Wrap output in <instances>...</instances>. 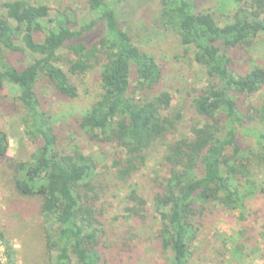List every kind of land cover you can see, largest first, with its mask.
Masks as SVG:
<instances>
[{
  "label": "trees",
  "instance_id": "obj_1",
  "mask_svg": "<svg viewBox=\"0 0 264 264\" xmlns=\"http://www.w3.org/2000/svg\"><path fill=\"white\" fill-rule=\"evenodd\" d=\"M238 1L243 5L220 25L211 14L198 12L191 0H159L157 22L176 35L205 79L190 94V108L199 120L179 134L181 114L171 113L159 65L134 46L118 23L119 17L137 15L153 1L86 0L79 16L64 8L53 17L46 4L31 0L0 3V93L16 92L25 136L40 142L28 161L13 163L6 158L8 140L0 130L3 173L11 177V189L37 200L38 214L52 218L57 227L46 234L45 253L35 262L122 264L137 250L131 228L111 247L101 243L103 212L92 183L97 165L91 156L58 148L53 124L35 93L44 80L58 96L74 99L70 77L93 68L99 93L79 128L120 154L116 181L128 184L145 166L147 151L159 148L164 172L154 179L159 183L149 209L129 187L123 212L146 232L152 230L153 249L163 264L191 263L198 228L216 208L236 214L241 222L255 216L264 236V217L251 206L255 197H264V103L241 112L236 101L263 88L264 69L238 74L230 57L231 51L264 35V0ZM6 53L22 56V68L9 65ZM240 138L251 146H242ZM237 252L234 247L232 258H238Z\"/></svg>",
  "mask_w": 264,
  "mask_h": 264
},
{
  "label": "rangeland",
  "instance_id": "obj_2",
  "mask_svg": "<svg viewBox=\"0 0 264 264\" xmlns=\"http://www.w3.org/2000/svg\"><path fill=\"white\" fill-rule=\"evenodd\" d=\"M9 0H0V3ZM29 1V0H27ZM46 4L50 17L55 12L69 8L71 13L79 16L86 11V0H31ZM109 1V0H105ZM143 9L129 18H118L120 28L128 34L134 46L143 54L151 56L162 71L161 86L171 97V113L180 112L181 123L175 133H184L189 125L199 119L190 108L191 91L200 88L205 81L200 68L192 63L189 53L170 31H165L160 23L159 0H150ZM198 12L212 15L214 20L223 25L229 23L234 12L243 5L238 0H191ZM96 28L92 30L95 33ZM96 39V37H95ZM232 67L238 74L253 68L264 69V35H259L248 46L230 52ZM6 62L22 68L24 58L17 54H5ZM71 83L76 88V97L66 99L58 96L43 80L36 85L35 93L41 109L50 117L57 145L65 153L79 152L91 156L97 170L93 180L98 195L97 207L102 209L104 235L100 241L111 247L117 237L127 228L135 234L134 243L137 250L130 256L122 258V264H163L157 250L153 249L152 230L146 232L137 220H131L124 212L127 205L126 195L129 187L138 191L147 208L149 198L154 194L155 177H162L164 170L159 167V148L147 151L146 164L128 184H121L114 178L115 166L120 154L112 146L90 139L79 128L84 113L97 98L99 77L95 68L82 76H71ZM237 105L242 112L249 107L264 103V86L252 97L239 96ZM22 109L17 101L16 92L3 90L0 93V130L8 140L6 158L13 163L26 162L40 146V142H31L20 123ZM242 146H251L250 141L240 138ZM229 154V153H228ZM5 161L0 160V264H43L35 262L37 256L45 253V237L57 227L52 218L38 214L39 204L35 199L18 196L11 189V177L3 173ZM4 176H2L3 174ZM144 195V197H143ZM252 211L260 210L259 217H264V197L252 200ZM198 228L197 241L194 245L190 264H264V236H260L255 216L244 222L237 220L236 214L220 209H213ZM251 212V214H253ZM264 220V219H263ZM152 227V226H150ZM39 230V231H38ZM238 248L232 258V250ZM128 262V263H127Z\"/></svg>",
  "mask_w": 264,
  "mask_h": 264
}]
</instances>
